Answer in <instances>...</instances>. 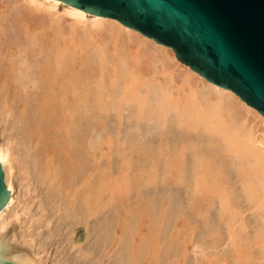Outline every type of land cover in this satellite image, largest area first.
<instances>
[{
	"label": "bare ground",
	"instance_id": "bare-ground-1",
	"mask_svg": "<svg viewBox=\"0 0 264 264\" xmlns=\"http://www.w3.org/2000/svg\"><path fill=\"white\" fill-rule=\"evenodd\" d=\"M0 162L11 191L0 234L17 223L4 213L18 176L33 240L70 219L58 264H94L96 247L102 264H165L174 250L176 264L202 232L215 264H264V115L117 19L63 0H0ZM154 187L171 193L159 200ZM19 231L28 255L14 261L43 264Z\"/></svg>",
	"mask_w": 264,
	"mask_h": 264
},
{
	"label": "water",
	"instance_id": "water-1",
	"mask_svg": "<svg viewBox=\"0 0 264 264\" xmlns=\"http://www.w3.org/2000/svg\"><path fill=\"white\" fill-rule=\"evenodd\" d=\"M111 17L170 46L218 86L236 92L264 115V0H63ZM6 189L0 162V209ZM19 228L0 234V264L27 256Z\"/></svg>",
	"mask_w": 264,
	"mask_h": 264
},
{
	"label": "rangeland",
	"instance_id": "rangeland-1",
	"mask_svg": "<svg viewBox=\"0 0 264 264\" xmlns=\"http://www.w3.org/2000/svg\"><path fill=\"white\" fill-rule=\"evenodd\" d=\"M159 79H160V81L164 80L161 76L159 77ZM122 122H123L122 120H120V121L113 120V121H111L109 123L108 131L113 135L112 136V140H115V142L119 141V140L121 141L122 136L124 135V132L122 131V127H121V123ZM108 150H110V155H111L110 158H109V169H110V171L113 172L112 168H118L116 166L114 167L115 162L113 161L114 157L112 156V153H113V150H114L113 146L110 145ZM114 172L117 173V175L119 173V171L115 170V169H114ZM117 178L120 179L121 175H118ZM15 180H16L15 186H17L16 187V198H15L13 204L11 205V207L4 213V220H5L6 224L8 225V224H10L13 221H17L16 224L19 225V229L28 236L29 244L33 245L31 257H32V259L34 261H36L38 263H43V264H58L57 261L59 259H61L63 257V255H65L64 252L67 251V250H64L65 247L68 248L67 247V244H68L67 242H69V240H68L67 237H69V235H68L69 228L71 229L70 219H68L67 222L61 221V222L58 223V227H61L60 228L61 231L58 232V234L56 233L57 234L56 236H54V233L52 231V229L56 227V223H53V221H52V222H50L49 225L44 226L43 228L39 224L41 233L39 235V238L37 237V239L33 240L32 235L34 234L33 233L34 228L30 227L31 224H28V222H27V217H30V215L29 214L25 215V213L22 212V197H23L22 182L19 180L18 176H16ZM124 182H126V181H124ZM110 184H111L110 191L108 193H112L113 194L115 192L114 189L118 186V184H117V186H116V182H111ZM145 193H147V190L145 191ZM170 193H169V189L168 188L166 189V188H162V187H154L151 190V192H150V194L154 198L157 197L159 200L167 199V197L169 196ZM110 207H109L110 211H108L109 212V216L113 215L112 209ZM113 210H114V208H113ZM39 226H37V227H39ZM82 227H83V224H81V223H78L76 225V228H82ZM198 230L199 229H197V233L200 232ZM37 231H39V230H37ZM48 231L51 233V235H52V237L54 239H57L53 244H52V239L53 238L51 237V235H49L50 233L48 234ZM31 233H32V235H31ZM44 233H45V235H44ZM168 233H170V232H168ZM201 234L199 233V237L201 239V242H202L201 245L202 246L201 247L199 246L200 248H198V252L197 253L196 252L195 253L190 252L187 255V257H185L183 259L184 262H181L182 261V258H181V259H179L180 261H178L179 263L177 262L176 264H181V263L182 264H184V263L185 264L186 263L187 264H197L196 261L197 260L199 261V260H202V259H203V262H204L203 264H215V262L218 260L217 247L216 246L215 247L209 246L205 250V247L203 246L204 242L202 241V238L204 237L203 239H204L205 242L207 241V242H211V244H213L212 241L214 240V235H210V236L205 238V236H204L205 234H202V235ZM110 235L111 234H109V236ZM47 238L49 240H46ZM44 239H45L46 242H44ZM160 241H161V238L159 239V243H160ZM94 242H95V245H94V247H95V246H97L96 244L98 243V241H96L94 239ZM65 243H67V244L65 245ZM70 243L71 242H69V244ZM63 245H64V248H63ZM98 249H99L98 247L94 248V254H95V258L93 260L94 264H102V260H103V256L101 255L102 254V249L101 250L100 249L98 250ZM166 252L164 253V256L168 255ZM206 252L210 253V255H209L210 259H208V260H207L208 256L206 257ZM170 253H171L169 255L170 258L167 259L165 257L164 261L163 260H162L163 262L161 261L162 263L165 262V264H168V263L172 264L173 259L178 256V255L177 256L175 255L176 254L175 250H174L173 253L172 252H170ZM44 254H45V256H44ZM59 255L62 256V257L60 258ZM172 255H175L174 258H173ZM168 260H170L171 262H169ZM186 260H187V262H186ZM175 261H176V259H174V262ZM174 262H173V264H174Z\"/></svg>",
	"mask_w": 264,
	"mask_h": 264
}]
</instances>
